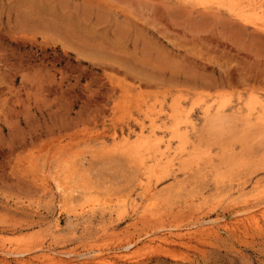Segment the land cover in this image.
Masks as SVG:
<instances>
[{
	"label": "rangeland",
	"instance_id": "obj_1",
	"mask_svg": "<svg viewBox=\"0 0 264 264\" xmlns=\"http://www.w3.org/2000/svg\"><path fill=\"white\" fill-rule=\"evenodd\" d=\"M231 1L0 0V264H264V0Z\"/></svg>",
	"mask_w": 264,
	"mask_h": 264
},
{
	"label": "bare ground",
	"instance_id": "obj_2",
	"mask_svg": "<svg viewBox=\"0 0 264 264\" xmlns=\"http://www.w3.org/2000/svg\"><path fill=\"white\" fill-rule=\"evenodd\" d=\"M204 1V0H203ZM223 2V1H222ZM224 4V2H223ZM226 5V6H225ZM224 6L227 7L229 6V8L231 9L232 7H234V3L229 0V3L228 4H225ZM235 8V7H234ZM260 10V9H259ZM240 11V10H239ZM243 13V12H242ZM263 20V19H262ZM69 155V153H68ZM56 156V155H54ZM57 157V156H56ZM60 158V157H59ZM52 159V158H51ZM53 159L55 160V163H54V166H53V169L51 172H48L47 173V178L50 180V183L53 184L55 190L59 193L58 195L61 197L59 202H58V206L63 210H67V206L69 205V201L68 202H65L64 201V196H68L71 194V192L75 189V188H82L81 185L77 184L74 179H73V175H74V172H73V168H72V162L70 160V156H67L65 158H60V159H56L55 157H53ZM51 169V168H50ZM51 184V185H52ZM87 191V190H85ZM77 192V191H76ZM88 192V191H87ZM84 193V192H83ZM74 194V193H73ZM89 194V193H88ZM86 198V197H85ZM91 198V197H90ZM93 198V197H92ZM104 198V197H102ZM102 198L100 199H92L93 201V204H97L100 202V200H102ZM66 199V198H65ZM69 199V198H68ZM106 200V199H105ZM257 201V199L255 200ZM90 202V200H89ZM88 202V203H89ZM105 202V201H104ZM91 203V202H90ZM72 203H70L71 205ZM69 205V206H70ZM79 205V204H78ZM101 205V204H100ZM256 205V204H255ZM83 206V205H82ZM90 206V205H89ZM97 208V207H96ZM69 209V208H68ZM69 211V210H68ZM67 212V211H66ZM44 257V256H43ZM49 257V256H47ZM46 257V258H47ZM45 258V259H46ZM50 261L53 260V258H48ZM48 260V261H49Z\"/></svg>",
	"mask_w": 264,
	"mask_h": 264
}]
</instances>
